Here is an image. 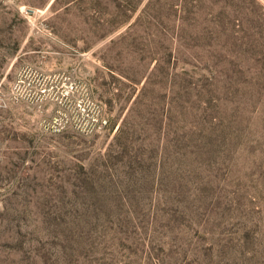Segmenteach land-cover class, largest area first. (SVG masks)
<instances>
[{
	"label": "rangeland",
	"instance_id": "rangeland-1",
	"mask_svg": "<svg viewBox=\"0 0 264 264\" xmlns=\"http://www.w3.org/2000/svg\"><path fill=\"white\" fill-rule=\"evenodd\" d=\"M0 264H264V0H0Z\"/></svg>",
	"mask_w": 264,
	"mask_h": 264
}]
</instances>
